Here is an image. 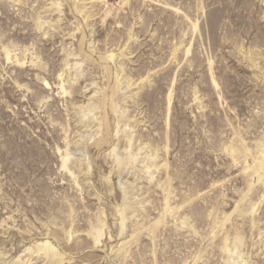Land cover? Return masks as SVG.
Wrapping results in <instances>:
<instances>
[{"label":"rangeland","instance_id":"374dc122","mask_svg":"<svg viewBox=\"0 0 264 264\" xmlns=\"http://www.w3.org/2000/svg\"><path fill=\"white\" fill-rule=\"evenodd\" d=\"M0 264H264V0H0Z\"/></svg>","mask_w":264,"mask_h":264},{"label":"bare ground","instance_id":"6f19581e","mask_svg":"<svg viewBox=\"0 0 264 264\" xmlns=\"http://www.w3.org/2000/svg\"><path fill=\"white\" fill-rule=\"evenodd\" d=\"M81 153H82V151H81ZM85 153V152H84Z\"/></svg>","mask_w":264,"mask_h":264}]
</instances>
